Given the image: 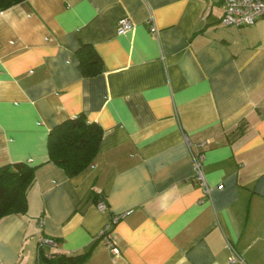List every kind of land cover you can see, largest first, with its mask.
Segmentation results:
<instances>
[{"label": "crops", "instance_id": "obj_1", "mask_svg": "<svg viewBox=\"0 0 264 264\" xmlns=\"http://www.w3.org/2000/svg\"><path fill=\"white\" fill-rule=\"evenodd\" d=\"M224 7L25 0L0 11V165L36 167L27 213L0 219V264H48L45 237L47 254L89 251L79 264H229L230 245L264 264V19L225 26ZM82 45L101 73L82 74ZM81 113L103 134L93 164L68 176L48 137ZM115 215L120 254L100 235Z\"/></svg>", "mask_w": 264, "mask_h": 264}, {"label": "trees", "instance_id": "obj_2", "mask_svg": "<svg viewBox=\"0 0 264 264\" xmlns=\"http://www.w3.org/2000/svg\"><path fill=\"white\" fill-rule=\"evenodd\" d=\"M25 0H0V11ZM79 67L84 76H93L104 70L103 60L90 45L78 50ZM103 128L89 121L84 113L56 125L49 133L48 153L50 161L63 168L68 176H74L91 166L96 159ZM35 166L25 161L0 165V219L9 214H26L28 190L35 181ZM52 254L48 256L44 245L39 246L41 260L48 264H79L88 256Z\"/></svg>", "mask_w": 264, "mask_h": 264}, {"label": "built area", "instance_id": "obj_3", "mask_svg": "<svg viewBox=\"0 0 264 264\" xmlns=\"http://www.w3.org/2000/svg\"><path fill=\"white\" fill-rule=\"evenodd\" d=\"M224 14L221 22L225 26L244 27L255 24L259 19H264V0H224ZM134 27V22L130 17H122L118 23V32L126 33ZM151 30L157 32L155 25H151ZM204 153H193V159L196 168V180L202 185L206 194L210 192V186L205 179L204 174ZM100 209H106L107 205L104 202L98 204ZM124 215H115L112 217L104 229L101 230L100 235L108 243L112 253L120 254V247L116 244L113 236L114 225ZM55 244L54 240L48 237L42 239L40 245ZM51 256V254H47ZM229 264H248L244 255L233 245H230V255L228 259Z\"/></svg>", "mask_w": 264, "mask_h": 264}]
</instances>
